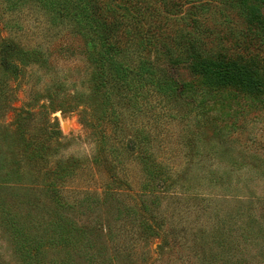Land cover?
I'll list each match as a JSON object with an SVG mask.
<instances>
[{"label": "trees", "instance_id": "obj_1", "mask_svg": "<svg viewBox=\"0 0 264 264\" xmlns=\"http://www.w3.org/2000/svg\"><path fill=\"white\" fill-rule=\"evenodd\" d=\"M26 8L81 39L79 51L73 45L65 48L89 65L86 87L67 106L81 108L84 126H102V153L140 161L145 182L133 191L135 204L117 200L113 220L116 226L121 221L118 231L111 225L102 230L91 216L112 194L126 192L122 184L107 185L104 200L70 189L80 162L61 157L51 163L44 145L28 138L29 120L42 113L28 103L26 115L16 114L15 129L0 120V227L21 264H156L135 258L133 228L127 226H135L146 240L165 237L162 198L177 202L190 193L187 165L207 151L199 143L209 137L216 142L212 154L226 157L238 117L248 108L264 107V0H0V17L18 20ZM40 50L4 44L2 76L22 75L28 62L46 64L50 54L43 57ZM63 87L56 83L54 88ZM5 89L0 84V99ZM52 97L49 108L56 100ZM4 104L0 100V116ZM55 106L50 114L63 110ZM171 124L182 127L180 152L168 145L175 136ZM54 125L57 142L62 135L57 119ZM7 140L19 144L13 162L7 158L10 146L2 148ZM176 153L190 162L182 170L164 157ZM3 191L12 198L9 205ZM239 209L227 215L210 241L195 234L200 239L191 249L201 264H252L244 258L252 245L258 247L256 264H264V216L247 215L250 222L244 226L238 223ZM75 212L89 218L79 222Z\"/></svg>", "mask_w": 264, "mask_h": 264}, {"label": "rangeland", "instance_id": "obj_2", "mask_svg": "<svg viewBox=\"0 0 264 264\" xmlns=\"http://www.w3.org/2000/svg\"><path fill=\"white\" fill-rule=\"evenodd\" d=\"M10 43L19 44L24 49L41 48L40 53L43 57L50 55L46 64L42 61L28 62L22 68L23 73L20 76L4 77L0 71V84L7 88L3 94L4 98L2 96L0 99L6 100L0 120L3 117L2 123L4 125L12 123V129H15L16 114L19 112L26 115L27 104L35 103L33 107L36 109L33 111L40 110L42 113L35 114L29 120L27 125L30 132L27 136L44 145L51 163L61 157L65 160L74 158L80 162L82 169L80 168L77 175L69 181L70 189L79 192L89 191L93 196L104 200L107 185L122 184V190L126 192L118 196L112 194L109 200L100 203L102 206L95 208L91 216L92 219L99 221L102 230H107L111 225L118 231L121 221L116 226L118 222L115 223V219L113 220L117 200L125 205L135 204L137 199L132 196L145 182V174L140 161L132 155L121 154L117 160L113 154L102 153L100 143L103 138L102 126L99 128L84 126L80 115L81 108L77 110L67 106L74 104L86 87L89 65L80 54L67 52L65 48L73 45L76 51H79L82 47L81 39L52 25L39 11L26 8L18 20L0 17V61L3 59L4 44ZM56 83L63 84L64 87L61 90L56 89L54 88ZM52 95H55L56 100L49 108L50 100L54 98ZM57 104L62 105L63 110L57 108L55 113L50 114ZM43 105L48 107L42 109ZM55 119L62 132L57 142L54 136ZM236 124L237 130L230 135L233 141L232 148L226 157L221 158L219 155L215 157L212 154L216 142L210 141L209 137L199 143L200 150L207 148L206 156L196 158L192 156V164L186 166L189 168L186 175L190 178V180L187 178V182L191 183L192 187L190 193H186V197L175 202L177 199L174 197L163 196L162 204L167 219V225L164 226L165 237L146 240L145 236L136 231L135 226H127L128 230L133 228L130 232L134 233V242H129L137 260L151 259L156 264H201L191 249L193 241L200 239L194 238L195 234L206 235L210 241L209 236L215 233L227 215L231 212L236 215L239 208L241 218L238 223L242 225L243 222L244 226L249 221L247 215L250 217L252 215L258 220L264 216V173L259 167L260 155L264 157V107L248 108L238 117ZM170 129L175 136L168 141V145L176 147L180 152L179 138L183 133L182 127L178 129L175 124H171ZM6 146H10L7 158L13 162L19 144L7 140L2 148L6 150ZM55 152L57 154L53 156ZM183 155L176 153L175 156L164 157L168 163L179 164V170H182L186 162L190 163ZM253 155H259V158L253 159ZM262 162L264 163V158ZM187 168H184L183 172ZM3 194L5 203L9 205L12 201L10 194L4 191ZM26 195L34 198L37 194L29 192ZM196 195L204 196L207 200L204 202L194 200ZM251 200L254 201L252 204ZM83 216L89 218L88 214ZM74 217L79 222L85 219L79 216V212H75ZM236 227L234 228L239 229ZM164 240L167 243H162ZM257 251L258 247L255 245L248 248L244 257L248 263H257L259 258ZM0 264H21L15 255L9 235L1 227Z\"/></svg>", "mask_w": 264, "mask_h": 264}]
</instances>
